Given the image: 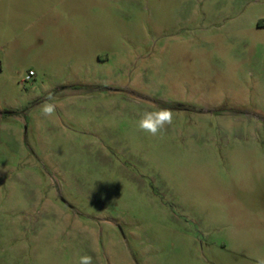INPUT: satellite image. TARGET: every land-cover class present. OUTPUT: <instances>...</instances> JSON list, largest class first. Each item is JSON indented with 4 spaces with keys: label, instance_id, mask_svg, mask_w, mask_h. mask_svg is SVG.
Here are the masks:
<instances>
[{
    "label": "rangeland",
    "instance_id": "374dc122",
    "mask_svg": "<svg viewBox=\"0 0 264 264\" xmlns=\"http://www.w3.org/2000/svg\"><path fill=\"white\" fill-rule=\"evenodd\" d=\"M81 255L264 259V0H0V264Z\"/></svg>",
    "mask_w": 264,
    "mask_h": 264
},
{
    "label": "clouds",
    "instance_id": "9594fccd",
    "mask_svg": "<svg viewBox=\"0 0 264 264\" xmlns=\"http://www.w3.org/2000/svg\"><path fill=\"white\" fill-rule=\"evenodd\" d=\"M56 103L51 92L45 97L41 105V115L43 117H53L56 113ZM174 113L167 108H156L155 110H144L140 113L135 127L138 132L147 134L151 137L163 138L168 126L172 125ZM78 264H93L91 255H81ZM258 264H264V259H259Z\"/></svg>",
    "mask_w": 264,
    "mask_h": 264
},
{
    "label": "built area",
    "instance_id": "2783aa9c",
    "mask_svg": "<svg viewBox=\"0 0 264 264\" xmlns=\"http://www.w3.org/2000/svg\"><path fill=\"white\" fill-rule=\"evenodd\" d=\"M31 74H32V71H29L28 75L26 76V79H28Z\"/></svg>",
    "mask_w": 264,
    "mask_h": 264
},
{
    "label": "crops",
    "instance_id": "0c3cea01",
    "mask_svg": "<svg viewBox=\"0 0 264 264\" xmlns=\"http://www.w3.org/2000/svg\"><path fill=\"white\" fill-rule=\"evenodd\" d=\"M261 226H263V225L261 224Z\"/></svg>",
    "mask_w": 264,
    "mask_h": 264
}]
</instances>
